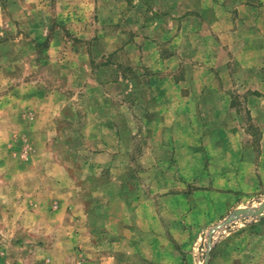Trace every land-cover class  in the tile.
<instances>
[{
	"label": "rangeland",
	"instance_id": "obj_1",
	"mask_svg": "<svg viewBox=\"0 0 264 264\" xmlns=\"http://www.w3.org/2000/svg\"><path fill=\"white\" fill-rule=\"evenodd\" d=\"M59 2L55 13L27 14L30 23H3L0 9V177L9 178L0 199L12 211L0 228L18 264L83 263L86 227L114 240L133 223L141 229L128 197L143 189L156 201V227H178L161 194L178 185L176 153L196 163L181 152L195 146L212 163L227 147L255 162L264 134V0ZM40 180L55 200L33 211ZM59 194L71 195L78 219L53 213ZM196 195L203 208L181 226L183 251L172 258L206 264L211 249L210 264H264V215L223 225L236 209L258 208L264 189Z\"/></svg>",
	"mask_w": 264,
	"mask_h": 264
},
{
	"label": "crops",
	"instance_id": "obj_2",
	"mask_svg": "<svg viewBox=\"0 0 264 264\" xmlns=\"http://www.w3.org/2000/svg\"><path fill=\"white\" fill-rule=\"evenodd\" d=\"M59 3V0H37L36 3H32V0H0V9H5L3 12L5 15L3 23H14V20H18L17 23H30L27 14L36 13L33 17L38 18L39 13L43 12L42 10L55 13L57 4ZM1 14L2 12H0V20L2 19ZM31 20L34 23L33 19ZM0 23L2 22L0 21ZM36 23L41 22L36 21ZM217 143L222 144V142H216L215 144ZM259 147L260 156L258 159L256 158L255 162L248 160L247 157L243 158L239 156L237 158L235 156L238 153L234 155L230 148L223 147L215 151L213 150V160L211 161L212 163H209V159L205 158L204 149L185 145L182 147L181 152L188 151V155L196 159V163L185 161L181 159L180 153H176L175 161L177 162L172 167H174V172L177 173L173 178L178 185L171 187L172 189L164 187L163 193L161 192L166 199L171 198L173 200L171 202L172 211L177 216L174 220L177 219L176 223L178 227H156V201L150 198L153 195L151 190L147 191V189H143L141 194L129 196L128 199L132 203L130 209L134 212V221L136 220L138 224L141 222L144 227L140 229L133 223L132 226L117 231L115 240L110 238L103 239V236L107 237L109 234H114L109 232L108 229H104L103 227L99 229L86 227L88 228L86 229L88 238L85 239V251L83 252L89 255L88 257L85 255V260L83 263L80 262V264H187L186 262L181 263V260H174L172 252L182 253L183 249L178 237L184 231L181 230V226H188L186 219L189 221L190 216L195 218L197 213L200 212L199 208H203V205L199 204V199L196 198V190L200 194L210 196V198L214 194H217L219 198L220 196L229 194L241 195L249 193L250 189H264V134L260 136ZM231 156L233 157L232 159ZM158 168L160 169V166L156 164L147 167V170L153 171L158 170ZM6 179L0 177V181L2 182L0 188L5 191L9 187ZM138 180L141 186L142 180L140 178ZM250 186L252 188H249ZM38 187L40 190H36L35 193L31 192L30 203L27 202L29 209L33 211L36 209L35 205L43 206L45 205V201L50 200L49 204L51 207V203L55 200L45 197L44 191L41 190L44 189V181L40 180ZM17 188H19L17 184H12L13 191H17ZM56 197H58L57 200H59L61 208L57 212L53 211V213H73L74 219H78V213L73 204L70 206L71 195L60 196L59 194ZM72 197H75V195ZM121 199L124 200L125 197H121ZM1 201L4 204H0V216L9 215L12 217V211L9 210L10 205L6 203V200L0 199ZM207 203L204 205L205 209L213 201L212 203ZM142 208L149 214L142 215L140 213ZM151 212H154V217H151ZM187 212L189 213L185 216ZM159 217L162 218V216ZM160 222L168 225L162 219H160ZM62 230H67V227H62ZM80 230L81 228H72L70 233H72V236H80ZM7 234H10L9 228H0V264H18L19 261L14 259L15 256L12 253V248L9 244L10 239L7 238ZM107 240H109V246L106 243ZM17 247H20L19 250L23 251L25 256L27 255V248L23 249L21 245ZM43 250L45 252V249ZM157 252L162 254V257L159 259ZM43 261L41 263H44ZM62 264L79 263L70 256Z\"/></svg>",
	"mask_w": 264,
	"mask_h": 264
},
{
	"label": "water",
	"instance_id": "obj_3",
	"mask_svg": "<svg viewBox=\"0 0 264 264\" xmlns=\"http://www.w3.org/2000/svg\"><path fill=\"white\" fill-rule=\"evenodd\" d=\"M240 215H248V216H262V215H264V202L258 208L241 207L239 209H236L235 212L223 223V225L229 223L230 221H233L234 219H236L238 217H240ZM220 226L221 225H219L218 227H220ZM218 227L211 229V231H210V238L211 239L214 235V231ZM210 259H211V249L208 251L206 264H210Z\"/></svg>",
	"mask_w": 264,
	"mask_h": 264
}]
</instances>
